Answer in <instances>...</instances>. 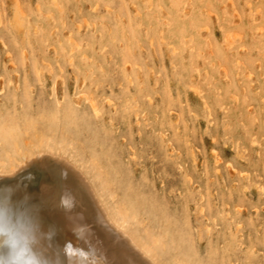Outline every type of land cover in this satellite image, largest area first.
Listing matches in <instances>:
<instances>
[{
    "label": "rangeland",
    "instance_id": "374dc122",
    "mask_svg": "<svg viewBox=\"0 0 264 264\" xmlns=\"http://www.w3.org/2000/svg\"><path fill=\"white\" fill-rule=\"evenodd\" d=\"M0 129V173L106 161L157 264H264V0H0Z\"/></svg>",
    "mask_w": 264,
    "mask_h": 264
},
{
    "label": "bare ground",
    "instance_id": "6f19581e",
    "mask_svg": "<svg viewBox=\"0 0 264 264\" xmlns=\"http://www.w3.org/2000/svg\"><path fill=\"white\" fill-rule=\"evenodd\" d=\"M90 107L93 113L97 112L93 105ZM5 132L0 129L2 136H6ZM97 162L94 158L89 165L94 185L76 166L50 153H38L23 159L11 173L0 174L13 177L3 183L18 186V197L25 193L35 195L38 203L47 207L46 218L42 219L43 226L45 230L49 227L56 230L58 244L63 245L68 240L78 244L71 229L74 224L80 223L90 229L91 238L103 252L107 264H157L150 251L138 244L125 228L130 210L124 204H117L113 210H108L102 202L103 195L110 201L116 197L115 192L109 191L105 183L115 184L113 179L108 178L106 169L109 164L105 161L102 166ZM227 169L229 175L233 176V171L229 167ZM24 186L29 190L26 191ZM66 192H71L75 198L71 214L60 205L61 196ZM35 204L38 205L36 201ZM77 214H82L83 219L80 220ZM149 242L153 249L160 248L158 241Z\"/></svg>",
    "mask_w": 264,
    "mask_h": 264
},
{
    "label": "clouds",
    "instance_id": "9594fccd",
    "mask_svg": "<svg viewBox=\"0 0 264 264\" xmlns=\"http://www.w3.org/2000/svg\"><path fill=\"white\" fill-rule=\"evenodd\" d=\"M12 178L0 174V264H107L87 225L76 223L71 229L78 244L71 240L58 244L56 230H45L41 209L31 197L26 193L18 197V186L3 183ZM65 200L70 207H65ZM60 205L71 214L75 207L71 192L62 194Z\"/></svg>",
    "mask_w": 264,
    "mask_h": 264
},
{
    "label": "snow or ice",
    "instance_id": "6c2138e0",
    "mask_svg": "<svg viewBox=\"0 0 264 264\" xmlns=\"http://www.w3.org/2000/svg\"><path fill=\"white\" fill-rule=\"evenodd\" d=\"M64 204H65V207H70L71 206V202L68 201V200H65Z\"/></svg>",
    "mask_w": 264,
    "mask_h": 264
}]
</instances>
